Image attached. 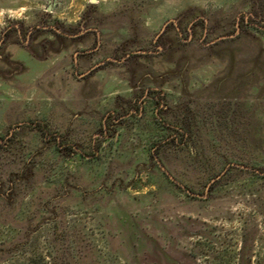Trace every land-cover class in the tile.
<instances>
[{
    "label": "rangeland",
    "instance_id": "374dc122",
    "mask_svg": "<svg viewBox=\"0 0 264 264\" xmlns=\"http://www.w3.org/2000/svg\"><path fill=\"white\" fill-rule=\"evenodd\" d=\"M0 264H264V0H0Z\"/></svg>",
    "mask_w": 264,
    "mask_h": 264
},
{
    "label": "water",
    "instance_id": "95a60500",
    "mask_svg": "<svg viewBox=\"0 0 264 264\" xmlns=\"http://www.w3.org/2000/svg\"><path fill=\"white\" fill-rule=\"evenodd\" d=\"M93 2H95V0H92Z\"/></svg>",
    "mask_w": 264,
    "mask_h": 264
},
{
    "label": "crops",
    "instance_id": "0c3cea01",
    "mask_svg": "<svg viewBox=\"0 0 264 264\" xmlns=\"http://www.w3.org/2000/svg\"><path fill=\"white\" fill-rule=\"evenodd\" d=\"M34 65V64H33Z\"/></svg>",
    "mask_w": 264,
    "mask_h": 264
}]
</instances>
